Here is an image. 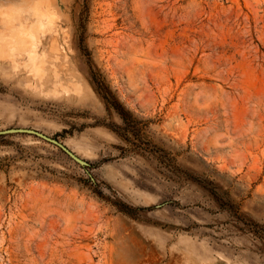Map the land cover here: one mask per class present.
Segmentation results:
<instances>
[{
    "label": "rangeland",
    "instance_id": "obj_1",
    "mask_svg": "<svg viewBox=\"0 0 264 264\" xmlns=\"http://www.w3.org/2000/svg\"><path fill=\"white\" fill-rule=\"evenodd\" d=\"M11 127L0 264H264V0H0Z\"/></svg>",
    "mask_w": 264,
    "mask_h": 264
},
{
    "label": "water",
    "instance_id": "obj_2",
    "mask_svg": "<svg viewBox=\"0 0 264 264\" xmlns=\"http://www.w3.org/2000/svg\"><path fill=\"white\" fill-rule=\"evenodd\" d=\"M14 133L15 134H27V135L38 137L44 141H47L59 147L64 153H66L71 159H73L75 162H77L81 166L88 167L90 165L88 161L78 156L74 151H72L69 147H67L60 140H58L57 138L51 137L47 135L46 133L39 131L37 129L29 128V127H11V128H6V129H0V135L14 134Z\"/></svg>",
    "mask_w": 264,
    "mask_h": 264
},
{
    "label": "trees",
    "instance_id": "obj_3",
    "mask_svg": "<svg viewBox=\"0 0 264 264\" xmlns=\"http://www.w3.org/2000/svg\"><path fill=\"white\" fill-rule=\"evenodd\" d=\"M116 109L118 110L119 114L121 115V117L125 120L126 119V111L121 107L120 103H116ZM192 179H195V177H193L192 175H189ZM197 180V179H195ZM101 195V194H100ZM107 200H110V202L112 204H114L115 206H117L121 211L127 213V214H132V210L133 208L132 207H129L128 205H121V203L119 202H114V201H111V199H107ZM250 224H255V223H250ZM251 227H249V230ZM256 232V231H255ZM263 239H264V235H260Z\"/></svg>",
    "mask_w": 264,
    "mask_h": 264
}]
</instances>
